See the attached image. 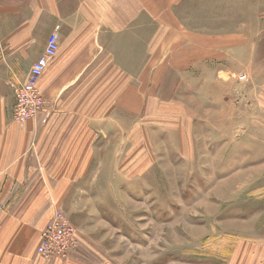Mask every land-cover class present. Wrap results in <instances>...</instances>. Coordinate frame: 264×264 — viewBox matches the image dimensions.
<instances>
[{
    "label": "rangeland",
    "instance_id": "374dc122",
    "mask_svg": "<svg viewBox=\"0 0 264 264\" xmlns=\"http://www.w3.org/2000/svg\"><path fill=\"white\" fill-rule=\"evenodd\" d=\"M172 11L183 35L155 52L148 111L132 131L109 112L122 122H106L90 169L54 209L74 248L40 264H244L250 244L264 247V0H179ZM200 51L229 58L219 75L210 61L179 72ZM13 78L3 91L22 83ZM114 130L122 144L109 142Z\"/></svg>",
    "mask_w": 264,
    "mask_h": 264
},
{
    "label": "crops",
    "instance_id": "0c3cea01",
    "mask_svg": "<svg viewBox=\"0 0 264 264\" xmlns=\"http://www.w3.org/2000/svg\"><path fill=\"white\" fill-rule=\"evenodd\" d=\"M178 1L0 0V264H40L35 250L54 209L90 169L91 145L107 138L106 122H122L109 112L124 114L126 129H138L155 52L183 35L172 11ZM54 32L58 51L38 84L45 110L15 122V87H3L13 77L27 79ZM189 41L196 49L204 42ZM215 52L209 60L202 51L183 60L179 72L210 61L219 75V59L229 58ZM24 56L27 67L20 69ZM118 133L110 134L111 144L123 143ZM243 255L244 264H264V247L252 243Z\"/></svg>",
    "mask_w": 264,
    "mask_h": 264
},
{
    "label": "built area",
    "instance_id": "2783aa9c",
    "mask_svg": "<svg viewBox=\"0 0 264 264\" xmlns=\"http://www.w3.org/2000/svg\"><path fill=\"white\" fill-rule=\"evenodd\" d=\"M58 51L57 34L52 33L43 53L32 64L27 79L15 88V104L13 119L21 123L35 118L45 110V100L38 89L48 64ZM74 229L66 217L59 211H54L49 223L42 231L35 255L41 260H56L64 262L74 248Z\"/></svg>",
    "mask_w": 264,
    "mask_h": 264
}]
</instances>
